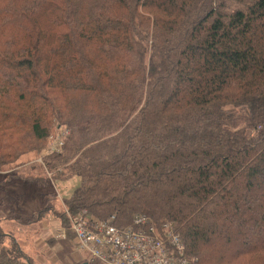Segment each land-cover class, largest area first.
I'll use <instances>...</instances> for the list:
<instances>
[{
    "label": "trees",
    "instance_id": "trees-1",
    "mask_svg": "<svg viewBox=\"0 0 264 264\" xmlns=\"http://www.w3.org/2000/svg\"><path fill=\"white\" fill-rule=\"evenodd\" d=\"M33 151L80 182L59 206L43 178L33 219L142 214L197 264H264V0H0V264H36L2 227Z\"/></svg>",
    "mask_w": 264,
    "mask_h": 264
},
{
    "label": "built area",
    "instance_id": "built-area-1",
    "mask_svg": "<svg viewBox=\"0 0 264 264\" xmlns=\"http://www.w3.org/2000/svg\"><path fill=\"white\" fill-rule=\"evenodd\" d=\"M61 133L49 137L52 145L48 153L57 154L63 147L65 138ZM65 215L75 250L82 253L87 264H197L187 254L172 222L156 225L139 214L128 225L118 227L114 216L100 220L90 217L85 210L74 215L65 210ZM64 237L63 232L57 234V238Z\"/></svg>",
    "mask_w": 264,
    "mask_h": 264
},
{
    "label": "rangeland",
    "instance_id": "rangeland-1",
    "mask_svg": "<svg viewBox=\"0 0 264 264\" xmlns=\"http://www.w3.org/2000/svg\"><path fill=\"white\" fill-rule=\"evenodd\" d=\"M53 124L54 127L51 128L47 139L41 141V149H43L41 154H55L48 153L49 147L52 145L51 140H48L50 136L55 138L56 135L62 132V139H66L69 135V131L63 125L61 126L54 121ZM39 146L40 143L38 148ZM41 154H38V156L35 151L27 152L20 156L14 164L3 167L1 174L5 175L4 179L8 177L10 184H13L8 189L12 191L8 196L15 202L17 194L20 195L19 199L21 200L18 203V208L19 218L22 222L20 224L14 222V229L8 223H3V230L14 235L22 251L36 264H87V260L82 253L75 250L74 238L69 233L66 225L59 226L55 223L48 227L50 220H46L44 224L46 229H43L41 224L45 219L47 217L52 219L53 217L51 218L46 214L41 220L33 219L38 210H46L45 208L47 207L36 192L37 188L39 190L44 189L43 178L46 177L50 181V187L54 192V197H56L55 202L59 206L61 202L58 203V200L69 197L80 183L77 177L67 180L53 179V173L51 174L45 169L44 159L41 157L45 155ZM31 178L36 183H32ZM60 232H63L65 236L62 239L57 238V234ZM37 241H39V244L36 246Z\"/></svg>",
    "mask_w": 264,
    "mask_h": 264
},
{
    "label": "crops",
    "instance_id": "crops-1",
    "mask_svg": "<svg viewBox=\"0 0 264 264\" xmlns=\"http://www.w3.org/2000/svg\"><path fill=\"white\" fill-rule=\"evenodd\" d=\"M62 200H63V199H59V200H58V201H59L58 203L61 202V205H62ZM61 205H60V206H61ZM50 217L52 218V216H50ZM52 219H54V220H52ZM52 219H50V218L47 217V219H45V221L41 224V225H42V228H43V229H46V226L44 225V224L46 223V220H47V221L50 220L49 223L47 222L48 224H50V225H48V227L51 226L52 224H55V223H57L59 226L61 225L59 220H57V219H55V218H52ZM4 223H8L9 226H11L12 229H14V227H13L14 222H12V221L7 222V221H6V222H4ZM2 227H3V223H2ZM58 239H60V238H58ZM38 244H39V241H37L36 246H37ZM30 256H31V255H30Z\"/></svg>",
    "mask_w": 264,
    "mask_h": 264
},
{
    "label": "water",
    "instance_id": "water-1",
    "mask_svg": "<svg viewBox=\"0 0 264 264\" xmlns=\"http://www.w3.org/2000/svg\"><path fill=\"white\" fill-rule=\"evenodd\" d=\"M86 264V263H85Z\"/></svg>",
    "mask_w": 264,
    "mask_h": 264
}]
</instances>
